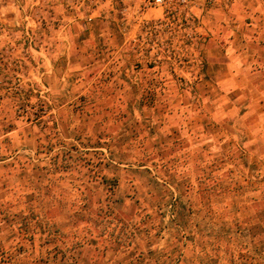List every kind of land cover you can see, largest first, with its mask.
<instances>
[{
	"label": "rangeland",
	"instance_id": "374dc122",
	"mask_svg": "<svg viewBox=\"0 0 264 264\" xmlns=\"http://www.w3.org/2000/svg\"><path fill=\"white\" fill-rule=\"evenodd\" d=\"M240 2L189 80L143 0H0V264H264V34L255 77L206 48Z\"/></svg>",
	"mask_w": 264,
	"mask_h": 264
},
{
	"label": "built area",
	"instance_id": "2783aa9c",
	"mask_svg": "<svg viewBox=\"0 0 264 264\" xmlns=\"http://www.w3.org/2000/svg\"><path fill=\"white\" fill-rule=\"evenodd\" d=\"M235 1L143 0V8L159 9L160 17L145 20L141 24L142 32L159 49L168 46L178 49L180 53L166 59L181 66L182 79L197 80L201 78L200 51L206 41L203 19L212 11L228 10Z\"/></svg>",
	"mask_w": 264,
	"mask_h": 264
},
{
	"label": "crops",
	"instance_id": "0c3cea01",
	"mask_svg": "<svg viewBox=\"0 0 264 264\" xmlns=\"http://www.w3.org/2000/svg\"><path fill=\"white\" fill-rule=\"evenodd\" d=\"M240 2V7L243 9V24H240V29L243 30V44L238 46H235L232 42H226L224 45H213L210 40L208 41L206 48L207 51H220V56H223L225 58H230L232 62L224 63L225 67H229L230 65L236 67L234 71V75H237L239 70L241 69L245 71L249 77H255L256 75L260 74V69L257 67L259 66V55L256 54V52L250 51L251 48H249L248 44H246L249 40V37L246 36V33H255L256 35L253 38H258L260 40V37L257 36V34H264V0H236L230 8L233 6L235 7L237 3ZM230 8L228 9L230 11ZM232 10H236V8H232ZM209 14L215 15L216 12H210ZM237 26H233V28H236ZM257 36V37H256ZM263 38H261L262 40ZM264 47V45H262ZM232 51V52H231ZM257 65V66H255ZM221 70L225 72L224 66L221 67ZM254 89V88H253Z\"/></svg>",
	"mask_w": 264,
	"mask_h": 264
}]
</instances>
